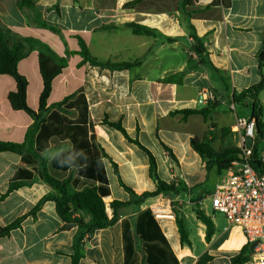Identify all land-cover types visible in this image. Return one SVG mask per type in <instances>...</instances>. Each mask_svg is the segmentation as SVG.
I'll return each instance as SVG.
<instances>
[{"label": "crops", "instance_id": "obj_1", "mask_svg": "<svg viewBox=\"0 0 264 264\" xmlns=\"http://www.w3.org/2000/svg\"><path fill=\"white\" fill-rule=\"evenodd\" d=\"M180 2L35 0L34 9L21 10L17 0H0L3 26L22 38L47 44L65 58L66 66L52 82L47 106L83 90L97 144L117 164L122 181L120 172L132 176V186L123 181L124 184L138 196L156 188L150 176L148 155L119 130L104 125L106 117L111 122L120 121L129 136L137 138L152 153L158 176L165 174L164 179L159 176L162 180L190 190L170 194L173 199L159 195L120 208L118 221L112 227L84 236L83 256L78 264H125L122 220H129L134 227L137 215L154 202L167 206L172 201L200 198L199 204L205 211V202L219 175L215 168L207 170L206 162L191 147L190 140L204 138L212 125L232 130L238 118L251 117L248 103L242 106L249 108L250 114H237V105L232 108V95L264 78V66L261 68L258 57L264 42V0H197L184 9ZM132 24L148 28L150 34H136L129 26ZM194 34L206 49L205 61L193 50ZM81 42L101 63L134 65L129 69L91 65L80 53ZM17 70L28 81L27 105L38 111L44 89L39 52L30 51L18 62ZM16 91L15 79L0 75V141L3 142L23 143L34 123L26 111L12 108L8 97ZM207 91L214 94L215 100L199 103V97ZM259 97L264 103V89ZM214 104L216 107L208 120L200 114L185 118L179 113ZM217 137L222 139L219 131L215 140ZM51 147L52 157L71 145L53 139ZM105 163L110 187L109 173L115 171L110 161L105 159ZM20 168L32 171L20 156L0 153V198ZM53 193L38 176L11 192L0 200V229L31 212L44 196ZM131 199L128 195L124 202ZM113 200L118 199L111 192L105 199L110 217L113 212L109 204ZM186 208L181 211L190 245L181 243L175 214L157 219L180 264H196L204 255L212 257L207 264H232V257L248 245L243 231L230 227L225 218L220 223L213 219L215 234L207 241L206 226L195 212L188 215ZM79 234L78 227H65L55 202L47 201L35 216L28 215L19 228L0 238V264H71ZM135 243L138 263L144 264L142 243L139 240Z\"/></svg>", "mask_w": 264, "mask_h": 264}, {"label": "trees", "instance_id": "obj_2", "mask_svg": "<svg viewBox=\"0 0 264 264\" xmlns=\"http://www.w3.org/2000/svg\"><path fill=\"white\" fill-rule=\"evenodd\" d=\"M196 1L181 0L180 6L184 9ZM17 6L21 10L25 8L34 9L35 0H17ZM40 24L47 26L45 22H40ZM129 26L136 34H150V30L146 27L136 24ZM193 41V50L205 61L206 49L201 39L194 34ZM33 50L39 52L40 72L44 82L38 111H33L27 105L28 81L17 70L18 62ZM80 53L84 57V61L91 65L116 69H129L134 65L133 63H101L91 56L83 42H81ZM258 57L262 68L264 66V42ZM65 66V58L59 57L47 44L31 38H22L0 23V75H10L17 83V91L9 94V102L14 110L26 111L34 119V123L27 130L23 143L0 141V153L16 154L21 157L24 164L32 168V171L20 168L10 181L7 192L1 196L0 200L11 192L28 185L35 176L48 184L54 192L44 196L31 212L1 228L0 238L19 228L28 215L35 216L47 201H53L56 204L57 214L65 223V227H78L80 229V234L74 245L71 263L78 264L83 256L81 250L84 236L93 235L98 230L112 227L118 221L120 208L141 203L150 197L164 194L178 195L190 190L185 186L177 187L176 184H169L162 180L157 174L156 160L152 153L137 138H131L120 121L111 122L106 117L103 120L104 125L119 130L129 142L138 146L148 155L150 176L157 180L154 190L146 191L139 196L126 186L120 178L117 164L97 144L94 123L83 90L77 91L59 103L50 107L47 106L52 82ZM263 89L264 78L248 89L234 92L232 95V102L235 105H247L246 103H248L251 108V118L255 121L257 130L251 165L260 174H264V161L261 153V144L264 142V103L259 97ZM215 107L214 104L204 109L182 110L179 113L183 114L185 118L193 114H200L208 120L211 118ZM216 131H219L222 137H230L231 140L232 130L230 128L218 129L216 125H212L204 138L193 137L190 143L191 147L206 162L207 170L210 171L215 168L217 174L220 175L230 169L235 161L239 160L240 150L232 141L225 148L217 150L214 146ZM53 139L69 142L70 149H62L51 157L54 150L51 147ZM165 149L173 158L171 150L166 146ZM105 159L113 165L120 185L132 196V199L127 202L120 200L110 202L112 217L107 212L105 202V199L111 195ZM200 200V198L194 200V212L197 219L206 226V240L210 241L215 234V224L213 218L199 204ZM173 212L181 243L190 245L183 213L175 208ZM122 236L125 264H139L136 240L142 243L144 264H180L149 208L137 215L134 227L131 226L129 220H122ZM250 252V245L244 246L238 254L232 257V264L249 262ZM211 259V256L204 255L196 264H207Z\"/></svg>", "mask_w": 264, "mask_h": 264}, {"label": "built area", "instance_id": "obj_3", "mask_svg": "<svg viewBox=\"0 0 264 264\" xmlns=\"http://www.w3.org/2000/svg\"><path fill=\"white\" fill-rule=\"evenodd\" d=\"M213 100L214 94L207 91L201 94L198 102ZM256 137L255 121L251 117L238 118L232 128L231 140L240 150L239 160L219 175L210 203L213 212L222 214L230 227L243 231L249 245L256 242L250 249L249 263L264 264V174L258 173L251 165ZM249 140H252L251 146H248ZM262 158L264 161V156ZM160 204L154 202L149 206L156 219L174 215L171 203L158 207Z\"/></svg>", "mask_w": 264, "mask_h": 264}, {"label": "rangeland", "instance_id": "obj_4", "mask_svg": "<svg viewBox=\"0 0 264 264\" xmlns=\"http://www.w3.org/2000/svg\"><path fill=\"white\" fill-rule=\"evenodd\" d=\"M236 107H237L236 112H237L238 115H240V116H244V115L248 116L250 114L249 108H245L242 105H237ZM229 144H231L230 137H222L221 140H218V137H217V139L215 140L214 146H215V148L217 150H220V149L225 148ZM261 150L264 151V142L261 144ZM261 153L264 154L263 152H261ZM120 173H121V177H122L123 181L126 183V185H128V186L131 187L132 186V176H131V174H129L127 172H120ZM164 175L165 174H163V173H159V176L162 179L165 178ZM109 179H110V190H111V192L113 194V197L115 199L124 201V200H126V198L128 197V195L131 196L130 193H128L124 188L121 187L118 178L115 176V174L112 171L109 173ZM218 179H219V176H218L217 180ZM151 180L152 181H155V182L157 181L155 177H151ZM164 197H165L166 200L167 199H173L174 198L170 194H164ZM193 202L194 201L192 199H189V198H186L185 201H182V202L181 201H172L171 202L172 212H173L174 208L181 211V209H183L184 207L187 206V208L185 209V212L188 215H192V213H194ZM158 207H166V203H164V204L161 203L160 205H158ZM205 211L217 223H220L222 221L223 222L225 221L224 216L222 214L217 213V212L216 213L213 212V209H212L211 203H210V197L205 202Z\"/></svg>", "mask_w": 264, "mask_h": 264}, {"label": "water", "instance_id": "obj_5", "mask_svg": "<svg viewBox=\"0 0 264 264\" xmlns=\"http://www.w3.org/2000/svg\"><path fill=\"white\" fill-rule=\"evenodd\" d=\"M251 141H252V140H249L248 146H251ZM255 244H256V242L252 243V244L250 245V249H252V248L255 246Z\"/></svg>", "mask_w": 264, "mask_h": 264}, {"label": "bare ground", "instance_id": "obj_6", "mask_svg": "<svg viewBox=\"0 0 264 264\" xmlns=\"http://www.w3.org/2000/svg\"><path fill=\"white\" fill-rule=\"evenodd\" d=\"M167 218V217H166Z\"/></svg>", "mask_w": 264, "mask_h": 264}]
</instances>
